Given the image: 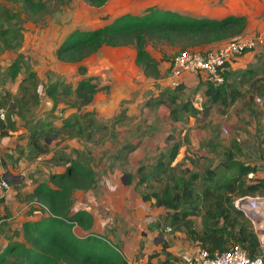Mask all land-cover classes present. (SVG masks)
Instances as JSON below:
<instances>
[{"label": "crops", "instance_id": "obj_1", "mask_svg": "<svg viewBox=\"0 0 264 264\" xmlns=\"http://www.w3.org/2000/svg\"><path fill=\"white\" fill-rule=\"evenodd\" d=\"M201 2H206L207 9L194 6L189 8L191 11L188 12L189 9L186 7L179 11L168 6L169 8L165 10L187 15L198 11L200 13L191 17L216 20L228 16L245 17L247 28L243 38L259 35L264 38V0H200L199 3ZM140 3L145 4L144 1ZM203 10H207V15ZM114 48L132 50L134 52L132 64L135 67L133 71L135 72L137 68L142 75L124 74L119 70V65H105L108 63L107 55L103 58L97 57L98 60L101 59L105 69V82L97 91H104V88L109 102L104 101L103 93L100 96L95 92L91 102L82 106L79 111L68 106L66 108L69 110L64 112L62 109L58 111V106L55 109L52 107L54 110L47 111L43 104L44 99L49 98L45 95V89L48 87L45 86L44 91L37 95L38 104L28 111H22L19 115V109L13 107V102L21 99L25 94V89H21V85L27 89L26 92L30 90L34 92L30 83L22 84L27 77V74L20 76L23 65L15 80H6L4 76V86L2 87L0 83V112L3 113L2 119L6 126L0 129V183L5 181L8 186L3 188L0 185V242L3 243L0 252L6 246L8 239L22 240L23 223L36 221L46 214L42 206L32 197L37 184L47 182L51 175L64 173L69 165L68 161L76 160L82 154H88L91 158L95 184L88 192L76 191L73 194V208L90 213L93 218L92 231L104 237L122 255L127 264H188L192 256L202 249L201 243L195 240V237H191L190 232L200 234L203 228L204 210L187 219L189 228L180 226L175 229L166 224L168 210L155 205L152 194H160L166 185H171V181H177L178 178L187 180L189 174L202 176L206 169H213L219 164L216 155L220 152L234 153L232 161H239L245 166L256 168V172L249 173L253 177H248L249 174L245 177L246 184L264 180V44L255 50L247 51L226 65L224 73L228 77V83L233 91L239 93L236 100L226 108L210 103L203 91H195L198 83L204 79L202 75L184 73L178 79L170 78L169 73L167 78H152L150 75L153 83L148 84L149 79H145V82L141 79L143 75L145 76V71L135 64V50L132 47L104 46L99 51ZM110 70L129 85L130 90L126 95H111L110 89L114 84L108 78ZM30 72L37 76L41 85L39 75L34 71ZM173 83L182 86L183 93L190 89L192 106L198 111L196 116L183 115L182 121H172L167 105L162 104L153 108L146 106L148 100L156 99L165 90L177 86H173ZM71 90L75 89L71 87ZM257 99L260 102H256ZM215 108L222 116L219 119L215 118L208 127L217 125L216 130L213 135L207 137V144L201 143L198 146L206 155L199 154L200 157L194 158L192 154L193 159L189 160L190 152L196 150L192 134L180 143L173 140V130L180 131L181 125L185 126L187 122L192 126L196 125L200 130L202 122L214 113ZM116 110H120L119 113L115 114ZM35 111H39L41 119H35L36 121L33 122ZM93 111L97 116L105 117L108 122L115 123V127L102 125L97 121L96 127L87 129L80 137H74V130L69 129L45 140L47 151L43 154H35V149L29 144L28 128L31 124L38 122L49 124L52 132L59 131L66 121H70V124H74L75 120L79 124L84 123L89 113ZM8 119L14 124L15 129L7 125ZM131 121L133 122L130 123ZM221 123L228 128V136L224 143L217 141ZM74 129L77 130V126ZM87 133L92 134L90 140L85 139ZM103 134L105 137L100 139ZM187 139L189 143H186ZM244 139L248 140L245 144ZM48 141H51V144H48ZM96 141H100L99 146L95 144ZM160 141L162 144H156ZM174 142L181 144L175 160L169 162L165 158L157 161L162 155L167 157ZM181 153H184V157L179 159ZM159 162L164 164L163 169H166V172H162L161 169L155 170ZM204 162L205 166H203ZM141 163L143 166H139ZM139 167L144 168L142 175L136 170V176H133L135 169ZM143 175L146 179L140 185L138 180ZM195 184L197 189L194 198L198 199L202 183L197 180ZM80 194L82 201L77 203V195ZM250 197L264 199V196L258 194ZM237 198L242 197H233V203ZM162 244L167 246L166 253L170 255L169 259L164 254H160L159 257L148 261L150 255L160 251ZM180 255L189 261L183 260Z\"/></svg>", "mask_w": 264, "mask_h": 264}, {"label": "trees", "instance_id": "obj_2", "mask_svg": "<svg viewBox=\"0 0 264 264\" xmlns=\"http://www.w3.org/2000/svg\"><path fill=\"white\" fill-rule=\"evenodd\" d=\"M15 1L23 2L29 7V11L35 14L43 6L41 0ZM84 1L93 8H100L108 0ZM10 18L15 19L16 16L10 14L7 19ZM20 24V22L15 23L19 30H21ZM246 28L245 17L228 16L221 20L194 18L187 14L151 6L145 8L139 15L126 13L111 23L95 29L74 30L58 46L56 57L61 62L74 64L84 61L104 46H129L135 50V64L146 71L147 67L153 65V60L146 51L148 39L169 45L180 42L184 45L183 49L204 54L215 47H223L243 37ZM9 32L8 29L1 30L0 38L7 49H13L4 36ZM19 32L16 37H21ZM247 51L250 50L244 51L242 55ZM171 65L172 63L169 70ZM21 68L22 61L15 60L8 67L5 79L15 80ZM223 74V85L214 87L202 79V81L199 80L195 91H203L210 103L226 108L236 100L239 93L232 90L226 73ZM157 77L153 75V78ZM24 82L30 83L34 92L31 90L26 92L27 89L21 85V89H25V94L21 99L13 102V107L19 109V115L22 111H28L38 104L37 95L44 91L34 73L28 72L22 84ZM57 86L50 85L45 89V95L55 102L54 109L57 106L55 101L58 93ZM95 89L91 79L79 83L76 91L74 90L81 99L80 107L76 108L78 111L91 102ZM70 90L71 87L67 91ZM182 94L183 87L177 85L165 90L156 99L148 100L146 106L153 108L162 104L167 105L172 121H182L183 115L196 116L198 111L192 106V98L186 96L183 98ZM75 121L74 124L66 121L61 130L54 132L51 131L49 124L40 122L31 124L28 128L29 144L35 149V154H43L47 151L45 140L52 136L73 129L74 137H80L87 129L96 127L93 116L82 124ZM7 125L12 129L16 128L10 119L7 120ZM75 126L77 130L74 129ZM4 127H6L5 121L0 119V129ZM91 138V133L85 134L86 140ZM186 143H189L188 139ZM180 148V143H172L167 157L162 155L157 161L165 160V158L169 162L174 161ZM216 157L219 158V164L213 169H206L202 176L189 174L187 180L178 178L177 181H171V185H166L160 194L153 193L155 205L168 210L166 224L175 229L180 226L189 228L187 219L204 210L203 228L200 234L190 232L191 237H195V240L201 243L202 249L212 254L225 251L233 243H238L249 257L254 258L260 253L258 237L243 213L234 207L233 197L256 194L264 196V180L246 184L245 177L249 173L256 172L255 167L232 161L234 153L231 152H220ZM68 163L64 173L51 175L47 182L37 184L32 197L42 206L46 214L36 221L22 224V240L8 239L6 246L0 252V264H127L122 255L104 237L92 231L93 218L90 213L73 208V194L76 191L88 192L95 184L91 158L88 154H82ZM163 167L164 164L159 162L155 170L161 169L162 172H166ZM143 170V167H139L137 173L142 175ZM145 179L144 175L141 176L138 184H143ZM197 180L202 183L198 199L194 198ZM75 228L85 234L81 237L76 236L73 232ZM166 249L167 246L162 244L160 251L150 255L148 261L159 257L160 254L170 257Z\"/></svg>", "mask_w": 264, "mask_h": 264}, {"label": "rangeland", "instance_id": "obj_3", "mask_svg": "<svg viewBox=\"0 0 264 264\" xmlns=\"http://www.w3.org/2000/svg\"><path fill=\"white\" fill-rule=\"evenodd\" d=\"M140 1H144L145 4H141ZM199 1L200 0H108L102 7L93 8L84 0H41L43 6L37 11L38 13L35 14L30 12L29 7L21 1L0 0V31L3 29L10 30L9 34H5L4 36L5 39L9 40V44L13 46V49H7L0 38V83L3 87L4 76L9 65L19 59L22 61L23 65L20 76L34 71L39 75L43 87L58 85V93L55 99L59 107L58 111H60V109H62V112L65 110L68 111L69 109L66 108L67 106L69 108H73V106H76L74 108L80 107L81 99L78 97V94H76V90H67L69 87L76 89L81 80L83 81L86 79H91V83L96 85L95 92H97V95L99 94L102 96L103 93L104 101L109 102L104 88V91H97L100 89V85L105 82V69L102 66L103 62L101 64V59L98 60L97 57L103 58V56L107 55L108 57L106 59L108 63L106 62L107 64L105 65H119V70L124 74L130 76L133 74H135V76L139 74L142 75L137 68L136 70H138V72L136 70L135 72L133 71V69H135L132 64L134 61V52L127 48L126 50H119L117 48L102 49L97 52L99 55L95 53L90 56V58L88 57L89 59H85L80 63H65L59 61L56 57V49L61 42L74 30L98 28L111 23L116 17L124 13L139 14L143 9L150 6H156L162 9L171 6L173 9L179 11H182L185 7L189 9L194 6L207 9L206 2L199 3ZM174 4H177V6ZM187 11L190 12L191 9ZM197 13L200 12H193V14ZM203 13L207 15V10H203ZM10 14L15 15L16 18L7 19ZM16 22L21 23V30L16 28ZM18 32L21 33V37H16ZM183 46V43L180 42L169 45L164 42H157L154 39H148L146 51L153 60V65L155 63V66L150 65L146 68V71L144 70L145 76L143 75V77H141L142 81L145 82V79H149L147 83L152 84L153 79L149 77L150 75H152V78L153 75H157L160 78H167L172 60L179 52L185 50L182 48ZM182 95L190 98V89H187ZM52 103L54 104L55 102L53 101ZM119 111L120 110H116L115 114L119 113ZM91 113H89L88 119L94 115V121H98V123L102 125L107 124L112 126V128L115 127V123L108 122L105 117L97 116L95 111ZM39 114V111L34 112L32 118L33 122L36 121L35 119H41ZM220 116H222V114L215 108L214 113L202 122L199 127L200 130L197 129L198 127L196 125L192 126L189 122H187L185 126L181 125L180 131L175 132V130H173V140L180 143L184 142L185 137L188 138V135L192 134L193 145L196 150H194L193 153L190 152L188 156L189 160L193 159L192 154L194 158L198 157L199 154L200 156L206 155L204 152L200 151L198 146L201 143L207 144V137L213 135L217 125L214 127L208 126L215 118L218 117L219 119ZM145 121L147 120L145 119ZM132 122L133 121L130 123ZM140 125H142V123H140ZM220 125L217 141L224 143L228 136V128L224 127L222 123ZM104 137L105 134H103L100 139ZM247 142L248 140L244 139V144ZM48 144H51V141H48ZM95 144L99 146L100 141H96ZM156 144H162V142H156ZM243 154L245 155L246 153ZM183 157L184 153H181L179 159ZM139 166H143V163L139 164ZM203 166H205V162ZM136 170L137 168L133 176H136ZM127 179H129V176H127ZM142 190L144 191V189ZM145 193L147 194L148 192L146 191ZM81 197V194L77 195V203H81ZM251 228L253 229L252 226ZM4 229H6V226H4ZM73 232L78 237L84 235L78 228H75ZM0 246H3L2 242H0Z\"/></svg>", "mask_w": 264, "mask_h": 264}, {"label": "built area", "instance_id": "obj_4", "mask_svg": "<svg viewBox=\"0 0 264 264\" xmlns=\"http://www.w3.org/2000/svg\"><path fill=\"white\" fill-rule=\"evenodd\" d=\"M264 44L263 36L252 38H238L227 45L215 50L201 54L185 50L179 52L172 60L169 70L170 78L178 79L184 73L202 75L206 82L214 87L224 84V71L226 65L238 58L246 50H255ZM177 83H173L176 86ZM256 102H260L259 99ZM0 112V119H2ZM1 147V142H0ZM248 177H253L249 174ZM1 187L7 188L5 181L0 183ZM234 207L241 211L248 219L258 237L260 253L251 258L238 243H233L227 250L209 253L207 250H198L188 264H264V199L261 197L237 198Z\"/></svg>", "mask_w": 264, "mask_h": 264}, {"label": "water", "instance_id": "obj_5", "mask_svg": "<svg viewBox=\"0 0 264 264\" xmlns=\"http://www.w3.org/2000/svg\"><path fill=\"white\" fill-rule=\"evenodd\" d=\"M108 78L114 84V86L110 89L111 95H126V93L130 90L129 85L122 79L118 78L111 70L108 72ZM43 104L45 106V110L47 111H50L53 107V103L49 98H45ZM180 257L187 262L189 261L183 255H180Z\"/></svg>", "mask_w": 264, "mask_h": 264}]
</instances>
